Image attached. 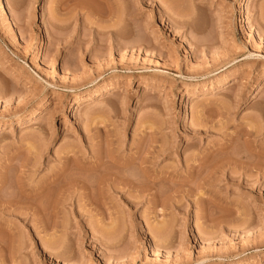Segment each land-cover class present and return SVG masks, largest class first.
<instances>
[{
  "label": "rangeland",
  "instance_id": "1",
  "mask_svg": "<svg viewBox=\"0 0 264 264\" xmlns=\"http://www.w3.org/2000/svg\"><path fill=\"white\" fill-rule=\"evenodd\" d=\"M117 2L125 37L67 0H0L3 189L108 150L141 179L98 187L87 213L78 194L59 205L67 233L1 214L13 235L0 264H264V174L251 167L264 162V0Z\"/></svg>",
  "mask_w": 264,
  "mask_h": 264
},
{
  "label": "bare ground",
  "instance_id": "2",
  "mask_svg": "<svg viewBox=\"0 0 264 264\" xmlns=\"http://www.w3.org/2000/svg\"><path fill=\"white\" fill-rule=\"evenodd\" d=\"M67 1L69 3L67 6L68 7L70 6V8L72 7V9L76 10L77 13H81L85 11V12H88L94 15L97 20H101V21L105 20L106 22L113 20L114 23H112V26L115 28L114 29L115 34H119V36L123 35V33L125 34V36L128 35V33H125V29H127L125 27L131 26L130 17H126V15L128 14L127 13L128 11L126 12L124 11L125 13L124 14L122 9H121L122 13L121 12L120 13L124 14L125 18L121 14H118L119 16L121 15V17L117 15L115 11H118L120 9V6L117 0H67ZM95 2L98 4V6L95 4ZM128 8L129 6L127 7V9ZM113 16H116L117 18H115L114 20ZM122 17L123 19H121ZM122 20H124V23L122 22ZM121 22L126 26L123 27L122 25L121 27L120 26ZM56 27H58V25H56ZM125 36L123 35V37ZM0 60H4V59L0 57ZM2 62H3L1 64L3 66L2 70L4 71L7 70L8 72L10 71V73L12 72L10 74L11 80L19 81L25 78L22 72L20 71L13 72L11 71L13 70V68H11L12 66L10 67V65L5 61H2ZM4 82L2 81L1 83H4ZM3 86H6V85L4 84ZM3 86H2L1 92H5L3 90L4 88ZM195 96L196 95L194 94L190 95L189 99H196ZM201 96H203V94H201ZM102 97L103 96H99L95 99H90L89 101H84L83 103L77 104L76 111L82 110L86 106H93L103 101L104 98ZM201 98H204V96ZM1 129H3L2 126L0 127V130ZM248 133H251V132L248 131ZM109 151L110 150L106 151L104 155L103 153L99 152L97 160L94 162V164H92V166L90 165V167L89 166L87 167V165H85L84 162L79 160L77 156L75 158L65 157L64 159L66 160L62 163V165L59 168L55 170L53 169V171L50 172V174L45 178V180H43L42 182L34 186L31 185L30 182L29 184L27 182H24V178L23 180H21L22 178L19 177L18 179L21 181H18L16 179L17 182H13L14 185L9 184L7 188L3 189L6 183H8L7 182L8 179L6 176L7 173H5V171H0V215L8 212V213H13L14 215L16 214V216L20 218L32 217L35 223L37 224L39 223L40 225L39 224L38 225L40 227L45 228L44 230H46V228L50 226L52 227L53 225L52 228H55L57 230L58 228L61 227V229H63L65 233L68 230L67 224L66 225H64L65 223L58 224L56 220L59 219L60 215H63L62 214L63 212H61L62 207L60 208V206L61 205L63 206L65 203L67 204V202H69L68 200H71L75 194H78L79 196L78 203H80V205H78L79 211L77 212L79 214L82 212L83 214V212L87 213L86 206L88 204H90V206L92 207L93 205L96 207L100 205V204H97L98 202L96 201V199L98 198L97 194L103 191L102 190L104 186L103 184L106 183L105 186H111V185H108L107 183H116V186L117 184L118 185L122 184L124 186L127 185L128 187L134 188V187H137L139 183H141V181H139L141 179L135 178L134 176H132L131 174L129 175L128 173L125 174L126 172L124 173V169L122 170L124 166L129 165L130 163L134 162L135 158L129 161H124V160L121 161V159L119 160V158L116 157L115 154L110 153L112 151L110 152ZM105 157L108 158V161L107 159L106 161H104ZM239 158H241V156H239ZM261 161L262 160L256 161L253 164L251 163L252 164L251 167H253V169H255L256 171L258 170L260 175L264 174V162L261 163ZM147 162H148V157H144L140 159L139 165H140V168L143 170L142 172L146 171ZM193 162H194L193 167L196 168L198 164L205 162V159H200V160L194 159ZM227 163L229 162L227 161ZM223 164L224 162H222V166ZM91 169H94L93 173L96 176L93 175L92 172L90 173ZM31 172L33 173L34 171H31ZM214 175L212 172H210L208 175L202 178L203 182L205 183V182L211 181L212 178H218V176H214ZM192 177L193 176H191V179ZM100 186H102V188H100L102 191L99 192L98 187ZM112 186H115V185H112ZM51 187H55L56 192L50 190L52 189ZM48 189L49 191L53 192V193L51 192L52 195L55 194L54 197H51V195L49 196L48 194V198H46L47 196H44L46 199L44 198L45 200L42 203H39L38 200L39 199L41 200V198H43L41 197V195L44 192H45L44 194L46 195V192H48L47 191ZM115 189L117 188L115 187ZM93 190L94 192L96 191V195L94 192H92ZM93 193L95 197L93 196ZM101 194H103V192ZM101 194H99V197L101 196L100 198H103L104 194L103 195ZM62 217H65V216L63 215ZM51 218L54 219L55 221L50 222ZM106 232H108V234H111L112 228L111 227L106 228ZM12 235H13L12 228L0 222V248H6L7 238L12 237ZM5 236H8V237L5 238ZM57 248H64V244L60 243Z\"/></svg>",
  "mask_w": 264,
  "mask_h": 264
}]
</instances>
